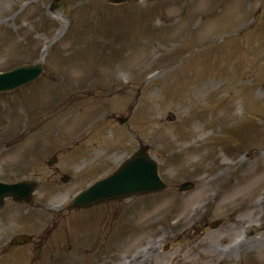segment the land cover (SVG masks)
Listing matches in <instances>:
<instances>
[{
  "label": "rangeland",
  "instance_id": "374dc122",
  "mask_svg": "<svg viewBox=\"0 0 264 264\" xmlns=\"http://www.w3.org/2000/svg\"><path fill=\"white\" fill-rule=\"evenodd\" d=\"M246 3L0 0V70L39 61L47 46L42 75L0 94L4 179L52 173L42 163L51 146L69 148L59 154L58 167L71 175L66 184L44 176L37 209L7 202L0 235L28 232L35 239L20 248L0 246V253L9 251L0 264H98L101 254L99 264H114L163 232L172 234L168 252L142 251L145 258L136 264H264V242L257 239L264 221L253 240L232 254L211 247L231 240L232 222L258 220L252 200L264 193V30L257 14L238 31L242 14L261 7L256 1L249 11ZM224 32L225 40H211ZM177 59L181 63L174 65ZM241 108L244 117H238ZM119 116H129L128 122L119 125ZM137 138L150 144L167 190L50 212L64 195L115 168ZM234 155L240 162L226 165ZM185 180H195V188L180 193ZM213 191L216 201L203 217L174 236L180 221ZM218 218L220 227L200 240L201 224Z\"/></svg>",
  "mask_w": 264,
  "mask_h": 264
},
{
  "label": "water",
  "instance_id": "95a60500",
  "mask_svg": "<svg viewBox=\"0 0 264 264\" xmlns=\"http://www.w3.org/2000/svg\"><path fill=\"white\" fill-rule=\"evenodd\" d=\"M41 70L42 68L40 64L34 66L24 65L17 67L11 72L0 74V90L11 89L28 80H31L35 78L41 72ZM136 159L139 160L140 162L139 166L145 167L147 163H150L143 156H137ZM146 174L147 175H145V179H140L136 182H133V184H130L127 180H125L123 183L128 184L127 188L124 189V184L121 183L120 185L121 191L116 192V193H120L117 195L121 196L125 192H132L134 190L141 191L143 188H145V184H150L151 174L148 171H146ZM134 185H138V186L134 187ZM150 187L153 188L152 186ZM147 190H151V189H147Z\"/></svg>",
  "mask_w": 264,
  "mask_h": 264
}]
</instances>
